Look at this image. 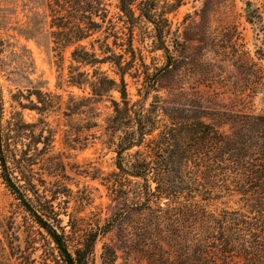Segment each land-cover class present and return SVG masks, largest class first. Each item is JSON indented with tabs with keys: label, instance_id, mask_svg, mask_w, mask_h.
Segmentation results:
<instances>
[{
	"label": "trees",
	"instance_id": "trees-1",
	"mask_svg": "<svg viewBox=\"0 0 264 264\" xmlns=\"http://www.w3.org/2000/svg\"><path fill=\"white\" fill-rule=\"evenodd\" d=\"M108 1L46 0V8L56 48H73V62L93 69L90 75L74 74L71 68L69 83L88 86L90 100L111 99L110 129L123 134L117 168L140 185L141 200L135 207H125L77 240L67 188L37 177V156H50L53 149L52 130L42 128L37 135L36 127L19 114L5 125L0 87V180L51 244L53 252L46 255V263L94 264L99 238L134 209L163 220L164 226L141 229L156 239L159 248L147 258L148 264H264V99L261 109L256 106L264 84L245 86V101L231 105L197 92L196 98L177 102L169 112L159 96L146 108L166 66L146 81L147 96L132 103L125 78L138 69L136 31L143 23L150 24L156 49L169 55V16L185 0H114L118 10L114 16ZM93 38L91 49L83 46ZM103 65L114 69V78L102 71ZM34 95L37 102L31 110L49 111L50 102H42V92ZM160 111L167 120L160 118ZM134 149L138 150L125 166L122 155ZM64 170L63 164H55L45 171L54 178ZM225 200L233 206L219 210L216 205ZM116 260L115 252L106 248L103 264H116Z\"/></svg>",
	"mask_w": 264,
	"mask_h": 264
},
{
	"label": "rangeland",
	"instance_id": "rangeland-1",
	"mask_svg": "<svg viewBox=\"0 0 264 264\" xmlns=\"http://www.w3.org/2000/svg\"><path fill=\"white\" fill-rule=\"evenodd\" d=\"M107 4L110 15H117V2L109 0ZM169 20V55L156 49L150 24L143 23L135 33L138 69L125 78L132 103L147 96L146 81L166 66L164 78L145 102L146 108L159 96L161 106L169 112L177 102L196 98L197 92L231 105L245 101V86L264 84V0H185ZM52 31L46 0H0L4 122L6 125L19 114L26 124L36 127L37 135L42 128L52 130L53 149L50 156H37V177L67 188L68 211L79 240L125 207H135L141 200L140 185L117 168L119 137L123 134L110 129V97L90 100L88 86L69 83L71 68L74 74L90 75L93 69L73 62V48H56ZM94 38L83 46L91 49ZM101 69L115 77L110 65ZM37 91L42 92V102H50L45 113L31 110ZM113 97L118 99L116 93ZM263 99L264 95L257 97L258 109L263 107ZM159 116L167 120L162 111ZM137 150L122 155L125 166ZM55 164H63L65 170L50 178L45 170ZM224 202L216 207L233 206ZM160 226H164L160 216L128 211L111 232L99 238L92 262L103 264L105 249L110 247L116 264H148L147 258L159 248L156 239L141 229ZM52 252L51 244L0 180V264H47Z\"/></svg>",
	"mask_w": 264,
	"mask_h": 264
},
{
	"label": "water",
	"instance_id": "water-1",
	"mask_svg": "<svg viewBox=\"0 0 264 264\" xmlns=\"http://www.w3.org/2000/svg\"><path fill=\"white\" fill-rule=\"evenodd\" d=\"M247 12L249 13V12H251V8L249 7V8H247Z\"/></svg>",
	"mask_w": 264,
	"mask_h": 264
}]
</instances>
